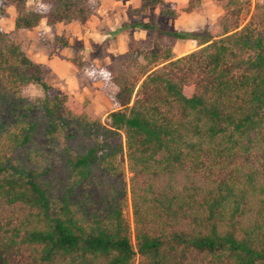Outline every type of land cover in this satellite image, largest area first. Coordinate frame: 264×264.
<instances>
[{
  "label": "trees",
  "instance_id": "trees-1",
  "mask_svg": "<svg viewBox=\"0 0 264 264\" xmlns=\"http://www.w3.org/2000/svg\"><path fill=\"white\" fill-rule=\"evenodd\" d=\"M42 1L47 12L0 0L17 13L15 37L0 27V264H264V3L244 27L224 16L218 38L163 31L197 41L184 56L159 44L128 52L102 120L50 96L48 68L18 37L43 18L53 29L84 23L93 0ZM126 27L155 28L115 33ZM74 62L100 79L93 63ZM29 84L46 95L26 96Z\"/></svg>",
  "mask_w": 264,
  "mask_h": 264
},
{
  "label": "rangeland",
  "instance_id": "rangeland-1",
  "mask_svg": "<svg viewBox=\"0 0 264 264\" xmlns=\"http://www.w3.org/2000/svg\"><path fill=\"white\" fill-rule=\"evenodd\" d=\"M190 0H164L148 12L140 10L141 0H93L94 9L87 21L59 22L49 27L46 18L34 28L22 30L18 36L24 50L48 69L44 79L50 84L48 94H65L84 103V109L93 119L105 120L116 109L111 99L115 90L110 78L121 70L128 52L135 48L150 49L155 44L168 47L175 58L198 48L194 39H179L163 34L166 30L209 31L219 37L220 22L229 16L239 27L254 20L258 4L264 0H200L197 8L187 11ZM30 9L47 12L49 5L42 0H27ZM240 10V11H239ZM237 12V13H235ZM16 9L11 3L0 7V27L16 36ZM142 22L154 25V29H131L115 31L125 25ZM258 27H261L258 24ZM17 37V39H18ZM67 41L66 45L59 40ZM82 59L97 67L100 79L90 80L74 60ZM23 93L29 97H44L40 86L26 85ZM124 136L122 135V140ZM126 150L120 155L124 165V183L127 186V206L123 210L133 231L134 214L131 201L133 172L128 169ZM133 242L135 239L133 237ZM139 263V258L135 264Z\"/></svg>",
  "mask_w": 264,
  "mask_h": 264
}]
</instances>
